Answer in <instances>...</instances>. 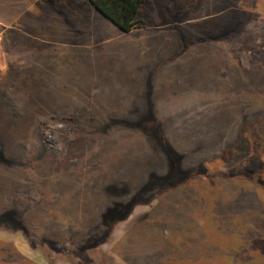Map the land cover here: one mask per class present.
I'll use <instances>...</instances> for the list:
<instances>
[{
  "label": "rangeland",
  "instance_id": "1",
  "mask_svg": "<svg viewBox=\"0 0 264 264\" xmlns=\"http://www.w3.org/2000/svg\"><path fill=\"white\" fill-rule=\"evenodd\" d=\"M73 1L0 0V264H264V0Z\"/></svg>",
  "mask_w": 264,
  "mask_h": 264
},
{
  "label": "trees",
  "instance_id": "2",
  "mask_svg": "<svg viewBox=\"0 0 264 264\" xmlns=\"http://www.w3.org/2000/svg\"><path fill=\"white\" fill-rule=\"evenodd\" d=\"M90 3L123 33H131L143 26L139 12L145 0H90ZM176 181L169 182L176 183ZM109 228L112 229L111 226Z\"/></svg>",
  "mask_w": 264,
  "mask_h": 264
},
{
  "label": "crops",
  "instance_id": "3",
  "mask_svg": "<svg viewBox=\"0 0 264 264\" xmlns=\"http://www.w3.org/2000/svg\"><path fill=\"white\" fill-rule=\"evenodd\" d=\"M83 1H87L88 2V4L94 9V11L96 12L95 14H88L87 13V9H86V11L83 13V12H81L80 10L81 9H83L84 7L81 5V4H79L78 2H77V4L75 5V1H73V4H71V11H72V13L71 14H73V17H76V18H78V20H77V24H78V28L77 29H75V28H69L68 27V31L71 33V32H77V33H80V34H82V33H87V35L90 37L89 39H93V40H95V41H97V37L98 36H100V35H105L109 30H111L113 33V35L115 34L116 35V37L118 38V37H120L121 35H135V30L133 31V32H131V33H128V34H126V33H123L113 22H111L110 20H108L105 16H103L91 3H90V0H83ZM145 2H146V0H145ZM171 5V4H170ZM142 8V7H141ZM67 13H69L68 11H67ZM62 14V13H61ZM77 14V15H76ZM139 14H140V12H139ZM79 15V16H78ZM72 17V18H73ZM85 17L87 18V22H91L90 23V25L87 27H85V28H87L88 30L86 31V30H84L83 32H79V27H81L80 25H79V21H82L83 19H85ZM88 19H90L91 21H89ZM93 21H96V23H94V24H92V22ZM8 241V240H10L9 238H7V237H5V238H2V235L0 234V242H2V241ZM15 241H17V239L15 240ZM19 245V243H17V249L19 250V252H20V254L22 255V256H24L23 257V259H25V260H28L29 259V257H28V255H27V253L23 250V249H21V247H19L18 246ZM16 263L15 264H19V261H18V259H16ZM13 262H14V260H13ZM23 262H26V261H23ZM22 262V263H23Z\"/></svg>",
  "mask_w": 264,
  "mask_h": 264
}]
</instances>
